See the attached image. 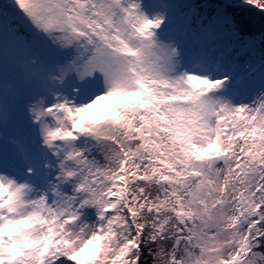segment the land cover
<instances>
[{"label":"snow or ice","instance_id":"obj_1","mask_svg":"<svg viewBox=\"0 0 264 264\" xmlns=\"http://www.w3.org/2000/svg\"><path fill=\"white\" fill-rule=\"evenodd\" d=\"M0 264H264V0H0Z\"/></svg>","mask_w":264,"mask_h":264}]
</instances>
